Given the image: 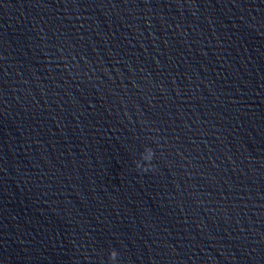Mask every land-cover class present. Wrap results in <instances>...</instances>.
Returning <instances> with one entry per match:
<instances>
[{
    "label": "water",
    "instance_id": "1",
    "mask_svg": "<svg viewBox=\"0 0 264 264\" xmlns=\"http://www.w3.org/2000/svg\"><path fill=\"white\" fill-rule=\"evenodd\" d=\"M0 264H264V0H0Z\"/></svg>",
    "mask_w": 264,
    "mask_h": 264
}]
</instances>
